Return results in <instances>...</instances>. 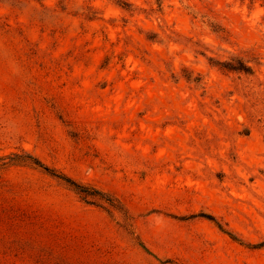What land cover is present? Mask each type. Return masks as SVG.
I'll use <instances>...</instances> for the list:
<instances>
[{
  "label": "rangeland",
  "instance_id": "obj_1",
  "mask_svg": "<svg viewBox=\"0 0 264 264\" xmlns=\"http://www.w3.org/2000/svg\"><path fill=\"white\" fill-rule=\"evenodd\" d=\"M0 264H264V0H0Z\"/></svg>",
  "mask_w": 264,
  "mask_h": 264
},
{
  "label": "trees",
  "instance_id": "obj_2",
  "mask_svg": "<svg viewBox=\"0 0 264 264\" xmlns=\"http://www.w3.org/2000/svg\"><path fill=\"white\" fill-rule=\"evenodd\" d=\"M241 69L245 70L246 72H251L249 67H241ZM196 80V79H195ZM26 161L34 166H38V167H44L43 163H41L37 158L32 157L30 155L26 156ZM51 175L62 179L64 182H66L68 185L72 186L74 189H76L78 192L83 193L85 195H92L97 193L96 191L83 187L82 185L76 183L74 180H72L71 178L62 175L60 173H57L56 171L52 170V169H48L47 167H44ZM210 219H212V217H209Z\"/></svg>",
  "mask_w": 264,
  "mask_h": 264
}]
</instances>
